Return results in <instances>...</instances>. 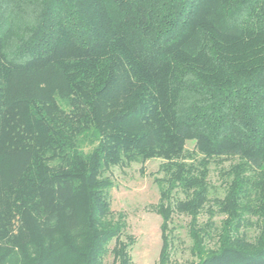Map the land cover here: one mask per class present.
<instances>
[{
  "label": "trees",
  "instance_id": "trees-1",
  "mask_svg": "<svg viewBox=\"0 0 264 264\" xmlns=\"http://www.w3.org/2000/svg\"><path fill=\"white\" fill-rule=\"evenodd\" d=\"M151 159L158 264H264V0H0V264H133L105 173Z\"/></svg>",
  "mask_w": 264,
  "mask_h": 264
},
{
  "label": "rangeland",
  "instance_id": "rangeland-1",
  "mask_svg": "<svg viewBox=\"0 0 264 264\" xmlns=\"http://www.w3.org/2000/svg\"><path fill=\"white\" fill-rule=\"evenodd\" d=\"M188 151L194 149L193 142H187ZM160 159H151L143 165L132 163L127 166L112 167L105 173L112 181V188L108 192L110 209L114 215H121L126 224L122 239L132 238L129 255L133 264H158L161 241V219L153 211V206L159 199V190L154 181L160 177L158 173ZM228 162L225 163L227 165ZM211 166L209 176L212 189L210 197L220 196L222 188L216 172ZM201 216L200 220H205ZM217 219H220L218 217ZM188 218L174 216L170 227L175 236L173 259L183 263L190 259L189 238L186 233ZM252 234V233H251ZM113 243L110 245V248ZM112 256H107L103 264H111Z\"/></svg>",
  "mask_w": 264,
  "mask_h": 264
}]
</instances>
